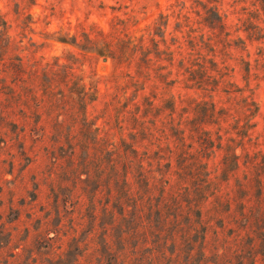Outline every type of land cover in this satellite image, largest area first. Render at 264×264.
<instances>
[{
  "label": "clouds",
  "instance_id": "9594fccd",
  "mask_svg": "<svg viewBox=\"0 0 264 264\" xmlns=\"http://www.w3.org/2000/svg\"><path fill=\"white\" fill-rule=\"evenodd\" d=\"M0 264H264V0H0Z\"/></svg>",
  "mask_w": 264,
  "mask_h": 264
},
{
  "label": "trees",
  "instance_id": "16d2710c",
  "mask_svg": "<svg viewBox=\"0 0 264 264\" xmlns=\"http://www.w3.org/2000/svg\"><path fill=\"white\" fill-rule=\"evenodd\" d=\"M161 219H162V221H163V219H164L163 215H162Z\"/></svg>",
  "mask_w": 264,
  "mask_h": 264
}]
</instances>
